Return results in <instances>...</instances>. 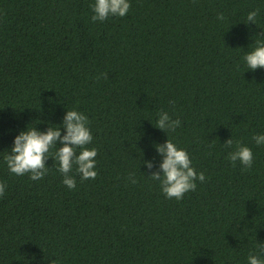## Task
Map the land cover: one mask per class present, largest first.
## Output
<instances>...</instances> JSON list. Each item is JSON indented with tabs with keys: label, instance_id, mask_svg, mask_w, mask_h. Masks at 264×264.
Instances as JSON below:
<instances>
[{
	"label": "trees",
	"instance_id": "16d2710c",
	"mask_svg": "<svg viewBox=\"0 0 264 264\" xmlns=\"http://www.w3.org/2000/svg\"><path fill=\"white\" fill-rule=\"evenodd\" d=\"M93 2L0 0V264H248L264 243V69L243 57L264 43V0H129L102 22ZM66 110L88 119L96 179L74 166L70 190L51 158L40 180L11 174L14 137ZM166 139L205 176L180 200L149 177ZM237 141L251 168L228 159Z\"/></svg>",
	"mask_w": 264,
	"mask_h": 264
},
{
	"label": "clouds",
	"instance_id": "9594fccd",
	"mask_svg": "<svg viewBox=\"0 0 264 264\" xmlns=\"http://www.w3.org/2000/svg\"><path fill=\"white\" fill-rule=\"evenodd\" d=\"M94 13L92 22L104 21L110 16L124 17L131 7L129 0H94L89 6ZM257 11L247 14V23L256 25ZM222 14L217 20H223ZM245 23V24H247ZM248 71L264 69V43H258L251 51L243 57ZM106 78V74H101ZM87 117L76 110H66L62 123L57 127H47L44 132L38 131L34 126H26L25 130L19 132L12 142L10 150H6L4 161L11 174L16 176L29 175L30 179L37 181L42 179L48 172L46 161L51 158L58 164V171L63 175L62 183L70 190L75 189L76 179L70 175L75 166L80 180H94L97 177L95 171L97 151L86 146L92 142V134L88 128ZM179 119H172L167 112L161 111L156 120V128L165 132H175L180 127ZM61 129L64 134L61 135ZM257 145H264V134L253 136ZM59 143V147L57 146ZM225 147L232 148L231 137L224 143ZM155 150L162 156L159 171L152 172L149 177L160 182V187L168 199L180 200L184 194L196 189V181L204 182V174L197 173L191 166L192 162L188 153L169 139L163 144H156ZM55 149L54 152L51 150ZM77 149L80 151L77 153ZM228 159L235 164L237 161L244 169L251 168L253 163L252 150L236 142L235 150L229 152ZM148 169L153 167L151 161H144ZM131 183H136L134 174H130ZM6 185L0 182V196L5 194ZM264 243L258 244L256 253H250L248 264H264ZM54 264V260L51 261Z\"/></svg>",
	"mask_w": 264,
	"mask_h": 264
}]
</instances>
